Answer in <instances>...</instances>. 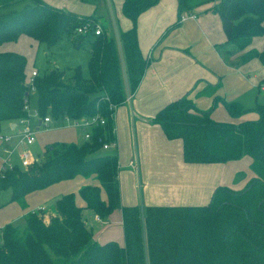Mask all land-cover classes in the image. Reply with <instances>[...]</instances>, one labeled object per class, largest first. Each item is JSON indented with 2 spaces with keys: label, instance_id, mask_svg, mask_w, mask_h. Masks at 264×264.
Here are the masks:
<instances>
[{
  "label": "trees",
  "instance_id": "obj_1",
  "mask_svg": "<svg viewBox=\"0 0 264 264\" xmlns=\"http://www.w3.org/2000/svg\"><path fill=\"white\" fill-rule=\"evenodd\" d=\"M158 1L122 0L121 12L131 21L129 30L118 28L131 94L148 65L139 48L137 21ZM213 1L216 0H177L178 12L182 15ZM219 1L213 10L221 17L227 39L221 50L230 55L234 46L244 52L255 37L264 35V0ZM102 18L98 10L80 16L44 0H0V46L23 34L48 47L64 37L72 38L76 49L86 41L90 44L89 77L78 67L70 77L55 68L37 72L32 78L27 74L23 55L0 52V135H4L5 124L28 117L24 107L32 91L37 94L36 111L41 120H81L97 115L105 119L104 125L90 129L89 139L80 143L54 142L28 169L14 165L0 174V192L9 189V202L22 206L28 194L78 175L95 183L79 190L85 207L78 206L76 195L69 193L56 200L55 215L48 221L45 212L39 210L15 222L21 225H4L0 233V264H264V104L246 109L238 102L217 97L206 111L197 109L187 96L174 100L154 116L153 123L162 127L169 140H182L185 163L223 164L248 156L255 177L241 190L218 187L207 205L146 206L144 221L140 207L125 208V244H100L94 240L87 211L107 219L122 207L119 158L102 150L105 144L117 141L114 108L127 101L112 22L110 30L103 23L102 33L95 34ZM87 25V34L77 32ZM252 59L264 64V48L244 52L241 63ZM218 100L236 122L212 118ZM251 112L256 114L255 119L240 120ZM102 191L107 200L102 198Z\"/></svg>",
  "mask_w": 264,
  "mask_h": 264
},
{
  "label": "crops",
  "instance_id": "obj_2",
  "mask_svg": "<svg viewBox=\"0 0 264 264\" xmlns=\"http://www.w3.org/2000/svg\"><path fill=\"white\" fill-rule=\"evenodd\" d=\"M44 1L80 16H88L98 10L99 15L103 16L100 26L105 23L109 28L111 20L107 0L96 3L86 0ZM218 1L202 4L206 6H197L180 15L177 0H159L138 18L139 48L148 65L139 86L131 94L130 102L127 100L116 109L114 120L117 138L115 148L119 147L120 142L126 146V137L131 132L135 139L136 132L141 148L140 158L135 152L134 158L123 157L124 164L119 160L122 207L113 211L107 219H102L91 211L86 213L93 238L100 244L111 241L121 246L125 244L124 209L136 206L141 208L143 200L140 199L141 203L138 204V189L141 190V187L146 206H203L210 203L218 187L227 186L241 190L255 177L250 167L252 159L248 156L223 164L185 163L182 140H169L162 127L153 123L154 116L162 108L185 96L194 102L197 109L206 111L215 104L216 97L227 102H240L242 105L245 95L257 88V85L259 91H264V84L259 83V75L248 74L252 62L248 65V62L241 63L244 52L250 49L263 50L264 44L256 45L257 39L262 36L255 37L250 48L244 52L231 48L233 53L225 55L221 46L227 41L226 35L219 13L213 10ZM114 3L118 28L121 31L129 30L131 21L121 12L122 1L114 0ZM205 92L212 95H203ZM257 104L260 103L256 101ZM255 106L245 108L253 109ZM211 116L216 121L236 122L219 100ZM256 117L251 112L240 120ZM64 122L66 124L68 121ZM29 123L36 132L44 127L39 142L36 138V142L27 147L37 158L43 156L47 144L80 143L84 140V137L81 139L82 137L71 136L65 131H59L52 137L48 133L51 124H45L35 115L30 116ZM67 125L78 129L69 122ZM21 129L19 123L5 124L2 134H16ZM78 130L82 132L81 129ZM73 138L76 141L73 142ZM36 143L40 146H36ZM3 148L4 144L0 143L1 160L4 156ZM89 184H95L94 180L78 175L72 180L28 194L25 206L18 202H9L11 191L3 190L1 192L5 193L4 203L7 204L0 208V227L23 221L28 213L39 210L45 212V221H48L50 216L55 215L56 200L69 193L76 195L78 206L85 207L86 203L80 197L79 190ZM101 196L107 200L104 191Z\"/></svg>",
  "mask_w": 264,
  "mask_h": 264
},
{
  "label": "rangeland",
  "instance_id": "obj_3",
  "mask_svg": "<svg viewBox=\"0 0 264 264\" xmlns=\"http://www.w3.org/2000/svg\"><path fill=\"white\" fill-rule=\"evenodd\" d=\"M219 2L220 1H218L216 5H218ZM112 5H113V12L115 14L116 12L115 3L114 4L112 3ZM21 6L22 4H20L18 7L20 8ZM205 6L206 5H202L199 8H204ZM110 20H111V15H110ZM108 25H109L108 27L111 28L110 24ZM256 42H257L256 45L261 44L262 46L264 44V35L260 37V39H257ZM85 43L86 44H84L82 47L76 49L73 46L72 38L64 37L53 47H48L46 44L35 41L30 36L23 34L16 41L5 43L2 46H0V52L11 51L23 55L27 60L26 71L29 77L31 76L34 70L38 71L39 74L40 73L42 74L43 72L55 68L64 70L66 72V76L70 77L72 76L73 70L78 67L81 68L83 75L85 77H89L90 44L89 41H86ZM231 48L234 49V46H231ZM249 63H251V65L249 69L250 73L248 72V74L257 73L260 77L259 81L261 82L264 79V64L259 59H254L252 61H249L247 65ZM256 101L259 102L260 104H264V91H259L258 85L257 88H253L251 92L245 95V101L244 104L242 105L244 107H249V108L254 107L256 105ZM29 107L31 113L37 110V94L34 91H32L29 99ZM50 124L51 125H49L48 133L52 137L59 131H65L71 136L82 137L81 139H83L84 137L82 132H80L78 129H73L72 127L70 128V126L67 125L68 122H66L65 124V122L62 120H55L54 118H51ZM43 131H44V127L41 129L40 132H36V138L38 142H39V136L43 133ZM129 134L130 135L126 137V144H125L126 146H123L120 142L118 148L112 147L109 151L106 150L102 152L116 154L122 164H124V158H123L124 156H126L128 159L130 157L134 158L135 152L137 156H139L140 158L141 148H140L139 140L138 138H136V132H135V139L131 135V132ZM72 140L73 142L76 141L74 138ZM36 146L39 147L40 145L36 143ZM22 150L23 149L19 148L10 161L11 164L17 165L21 168L22 166L19 160L20 159L19 154L22 152ZM1 167H2V160L0 159V170ZM140 181L142 182V179ZM140 189L141 190L138 189V197H139L138 204L140 205L141 203L140 199H142L143 200L142 204L146 206V202L143 199V193H144L143 189L142 187ZM4 197H5V193L1 192L0 208L7 204V202L4 203ZM178 206H184V205H178ZM14 224L21 225L22 223H14Z\"/></svg>",
  "mask_w": 264,
  "mask_h": 264
},
{
  "label": "built area",
  "instance_id": "obj_4",
  "mask_svg": "<svg viewBox=\"0 0 264 264\" xmlns=\"http://www.w3.org/2000/svg\"><path fill=\"white\" fill-rule=\"evenodd\" d=\"M195 17V16H193ZM90 25H87L83 28L78 29L79 34H87L89 30ZM102 33V27L98 25L95 29V34L99 35ZM36 70L32 72V78L37 76ZM115 112L117 108H114ZM24 110L27 111L28 117L21 119L19 121V124H21L22 129L17 132L16 134L12 135H0V143L4 144L3 152L4 156L2 158V167H1V173L4 172L7 168H13V164L10 163L12 157L14 154L18 151L19 148L23 149L22 152L19 154L21 166L24 169H28L30 166H32L34 163H36L40 158H37L33 155V153L27 148L31 145H33L36 142V131L33 130L29 123V119L31 115L38 116L37 111L31 113L29 103L26 102ZM115 119V113L113 115ZM70 124L77 127L78 129H81L84 138L89 139L91 136L90 129L97 125H104L105 119L100 116H94L87 119H81V120H70L66 119ZM43 122L45 124L51 123V117H46ZM112 147H116V142H112L109 144H105L103 146V149H109ZM2 227H0V233H1Z\"/></svg>",
  "mask_w": 264,
  "mask_h": 264
},
{
  "label": "water",
  "instance_id": "obj_5",
  "mask_svg": "<svg viewBox=\"0 0 264 264\" xmlns=\"http://www.w3.org/2000/svg\"><path fill=\"white\" fill-rule=\"evenodd\" d=\"M107 4H108L109 11H110L111 22L113 25V29H114V33L116 36V40H117V44H118V48H119V53H120V57H121V61H122L123 76H124V81H125V86H126V91H127V100L130 102L131 93L129 91V84H128V79H127V74H126V67H125L124 55H123L122 45H121L120 36H119L118 25L116 22L115 14L113 12V5H112L111 0H107ZM40 124H41V121H40ZM140 210H141L142 220L144 221V206H143V204H141ZM144 235H145V230H144Z\"/></svg>",
  "mask_w": 264,
  "mask_h": 264
}]
</instances>
